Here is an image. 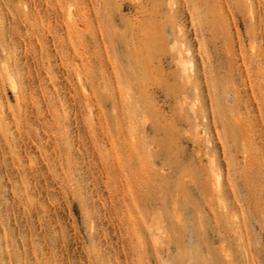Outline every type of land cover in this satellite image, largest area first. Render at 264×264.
<instances>
[{"label": "rangeland", "instance_id": "obj_1", "mask_svg": "<svg viewBox=\"0 0 264 264\" xmlns=\"http://www.w3.org/2000/svg\"><path fill=\"white\" fill-rule=\"evenodd\" d=\"M0 264H264V0H0Z\"/></svg>", "mask_w": 264, "mask_h": 264}]
</instances>
